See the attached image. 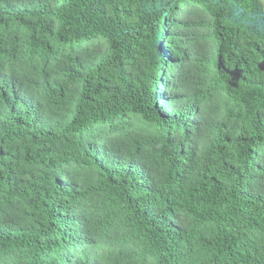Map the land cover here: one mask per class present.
Wrapping results in <instances>:
<instances>
[{"label": "trees", "instance_id": "obj_1", "mask_svg": "<svg viewBox=\"0 0 264 264\" xmlns=\"http://www.w3.org/2000/svg\"><path fill=\"white\" fill-rule=\"evenodd\" d=\"M0 264H264L260 0H0Z\"/></svg>", "mask_w": 264, "mask_h": 264}, {"label": "rangeland", "instance_id": "obj_2", "mask_svg": "<svg viewBox=\"0 0 264 264\" xmlns=\"http://www.w3.org/2000/svg\"><path fill=\"white\" fill-rule=\"evenodd\" d=\"M260 3L262 4L263 10H264V0H260Z\"/></svg>", "mask_w": 264, "mask_h": 264}]
</instances>
